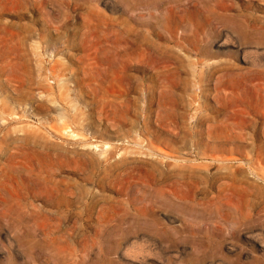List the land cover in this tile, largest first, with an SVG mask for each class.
Segmentation results:
<instances>
[{
  "label": "rangeland",
  "instance_id": "374dc122",
  "mask_svg": "<svg viewBox=\"0 0 264 264\" xmlns=\"http://www.w3.org/2000/svg\"><path fill=\"white\" fill-rule=\"evenodd\" d=\"M195 263L264 264V0H0V264Z\"/></svg>",
  "mask_w": 264,
  "mask_h": 264
},
{
  "label": "bare ground",
  "instance_id": "6f19581e",
  "mask_svg": "<svg viewBox=\"0 0 264 264\" xmlns=\"http://www.w3.org/2000/svg\"><path fill=\"white\" fill-rule=\"evenodd\" d=\"M169 157H170V156H169ZM156 173H157V172H156ZM164 173H165V172H164ZM167 178H168V177H167ZM158 191H159V190L157 189V192H158ZM163 197H164V200H165L166 197H167L165 193L163 194ZM162 201H163V200H162ZM158 202H159V201H158ZM168 203H169V202H168ZM186 205H187V204H186ZM169 207H170V206H169ZM173 209H174V208H173ZM186 209H187V208H186ZM160 210H161V209H160ZM153 212H154V211H153ZM157 212H158V211H157ZM157 212H156V213H157ZM161 212H163V211H161ZM172 212H173V211H172ZM154 214H155V213H154ZM173 215H174V214H173ZM153 216H154V215H153ZM155 216H156V214H155ZM158 216H159V212H158ZM162 218H163V217H162ZM162 218H161V219H162ZM158 220H159V219H158ZM176 220H177V219H176ZM118 224H119V223H118ZM151 225H152V224H151ZM184 226H185V225H184ZM145 228H146V227H145ZM151 229H152V228H151ZM153 229H154V228H153ZM176 232H177V231H176ZM177 233H178V232H177ZM199 262H200V260H199V261L197 260L196 263H199ZM201 262H202V261H201ZM196 263H195V264H196ZM200 264H201V263H200Z\"/></svg>",
  "mask_w": 264,
  "mask_h": 264
}]
</instances>
